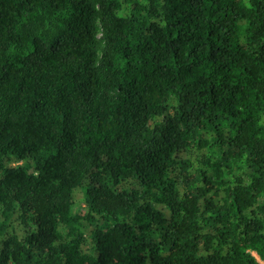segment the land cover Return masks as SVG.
Masks as SVG:
<instances>
[{
	"label": "trees",
	"instance_id": "16d2710c",
	"mask_svg": "<svg viewBox=\"0 0 264 264\" xmlns=\"http://www.w3.org/2000/svg\"><path fill=\"white\" fill-rule=\"evenodd\" d=\"M0 264H264V0H0Z\"/></svg>",
	"mask_w": 264,
	"mask_h": 264
},
{
	"label": "rangeland",
	"instance_id": "374dc122",
	"mask_svg": "<svg viewBox=\"0 0 264 264\" xmlns=\"http://www.w3.org/2000/svg\"><path fill=\"white\" fill-rule=\"evenodd\" d=\"M76 198H77V203L81 204L83 200V195L81 191L77 192Z\"/></svg>",
	"mask_w": 264,
	"mask_h": 264
}]
</instances>
